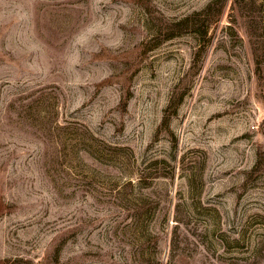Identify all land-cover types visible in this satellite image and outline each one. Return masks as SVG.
Wrapping results in <instances>:
<instances>
[{
  "label": "rangeland",
  "instance_id": "374dc122",
  "mask_svg": "<svg viewBox=\"0 0 264 264\" xmlns=\"http://www.w3.org/2000/svg\"><path fill=\"white\" fill-rule=\"evenodd\" d=\"M0 264H264V0H0Z\"/></svg>",
  "mask_w": 264,
  "mask_h": 264
},
{
  "label": "trees",
  "instance_id": "16d2710c",
  "mask_svg": "<svg viewBox=\"0 0 264 264\" xmlns=\"http://www.w3.org/2000/svg\"><path fill=\"white\" fill-rule=\"evenodd\" d=\"M178 105H179V101H175V99H173V100L169 103V105H168V107L166 108L165 113H164V117H163V120H162V127H163V126H167V122H168V120H169V116H170V114H172V113H174V111H176ZM170 109H173V111L169 114V110H170Z\"/></svg>",
  "mask_w": 264,
  "mask_h": 264
}]
</instances>
